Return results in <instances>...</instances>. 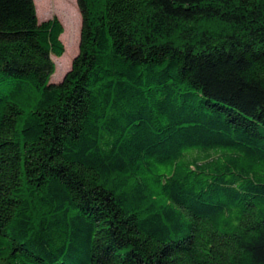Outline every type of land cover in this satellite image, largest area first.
<instances>
[{"label": "trees", "instance_id": "1", "mask_svg": "<svg viewBox=\"0 0 264 264\" xmlns=\"http://www.w3.org/2000/svg\"><path fill=\"white\" fill-rule=\"evenodd\" d=\"M0 0V264H264V0Z\"/></svg>", "mask_w": 264, "mask_h": 264}, {"label": "rangeland", "instance_id": "2", "mask_svg": "<svg viewBox=\"0 0 264 264\" xmlns=\"http://www.w3.org/2000/svg\"><path fill=\"white\" fill-rule=\"evenodd\" d=\"M37 11L40 20H48L57 17L64 26H67L66 35L62 37L65 47L69 50L66 58H55L56 73L53 79L60 81L72 66L73 59L78 53L82 28V17L77 0H36Z\"/></svg>", "mask_w": 264, "mask_h": 264}, {"label": "bare ground", "instance_id": "3", "mask_svg": "<svg viewBox=\"0 0 264 264\" xmlns=\"http://www.w3.org/2000/svg\"><path fill=\"white\" fill-rule=\"evenodd\" d=\"M66 32H67V26L65 25V32H64L63 36L66 35ZM68 55H69V50H68V48H66L64 55L61 58H59V59L66 58Z\"/></svg>", "mask_w": 264, "mask_h": 264}]
</instances>
